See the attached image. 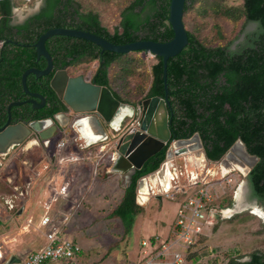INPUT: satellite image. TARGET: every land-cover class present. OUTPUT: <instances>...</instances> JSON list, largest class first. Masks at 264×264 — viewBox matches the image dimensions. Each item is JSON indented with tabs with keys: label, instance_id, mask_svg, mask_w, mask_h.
Returning <instances> with one entry per match:
<instances>
[{
	"label": "trees",
	"instance_id": "16d2710c",
	"mask_svg": "<svg viewBox=\"0 0 264 264\" xmlns=\"http://www.w3.org/2000/svg\"><path fill=\"white\" fill-rule=\"evenodd\" d=\"M18 1L0 0L2 123L8 119L9 104L21 100L20 96L25 93L23 73L32 67L46 68L47 59L44 56L41 59L38 57L35 44L49 29H82L115 44L139 40L166 42L174 37L169 20L171 0H100L107 2L105 5L115 2L121 9L119 16L115 15L117 23L114 30L109 27L110 21L105 20L104 14L98 10L96 3L99 0H43L38 12L28 16L23 22L15 23L14 8ZM198 1L200 0H186L184 18ZM214 6L215 8L211 9L214 15L223 16L234 23L243 19V23L252 21L257 24L252 31V62L233 57L230 60L232 63L228 62L226 48L231 39L225 49L220 46H208L209 43L205 41L225 37L220 24H216V32L213 31L212 36L203 38H200L202 34L187 29L189 43L168 61L167 83L170 107L173 108L172 138L188 137L199 132L207 159L211 162L220 161L235 141L242 139L248 152L259 157V161L247 176L251 196L264 201V0H243L241 7L220 9L218 4ZM211 10L204 5L198 8L201 15L210 13ZM198 30L199 28L196 29ZM46 47L52 56L54 69L46 76L29 74L27 85L31 91H39L48 98L51 104L49 114L61 110L60 99L50 87L51 78L58 69L69 65L79 69L86 68L83 70V73H86L91 64L97 61L93 82L108 87L123 103L137 105L146 98L164 97L166 94L162 56H155L157 62L151 65L146 77L150 79V84L146 89L143 88L144 92L137 100H133L131 95L122 97L119 90L120 80L136 75L138 66L134 55L148 54L145 50L117 53L103 50L92 41L65 35L51 36L46 41ZM227 70L228 83L220 85L218 75ZM194 86L195 91L192 90ZM199 89L205 90V93ZM56 102L59 106H52ZM27 107L28 104L12 107L13 123L21 120ZM166 151L167 147L152 156L142 169L136 171L125 189L122 201L111 211V217L122 218L127 227L134 224L135 217L143 208L137 199L138 182L161 168L166 160ZM152 239L155 240V236ZM196 251L194 249L190 256H198ZM239 258L241 257L236 258L231 254L227 264H264V254L261 251L253 252L248 261Z\"/></svg>",
	"mask_w": 264,
	"mask_h": 264
},
{
	"label": "rangeland",
	"instance_id": "374dc122",
	"mask_svg": "<svg viewBox=\"0 0 264 264\" xmlns=\"http://www.w3.org/2000/svg\"><path fill=\"white\" fill-rule=\"evenodd\" d=\"M40 1L19 0L16 7L20 16L33 14L32 10ZM214 1L216 3H213ZM215 4H218L220 9L233 6L241 7L243 0H220V2L218 0H200L189 9L184 18L186 28L189 31L202 34L200 38H203V36H212L213 31L216 32V24H220L228 34L226 37L234 38L243 19L234 23L223 16L214 15L211 9L215 8ZM203 5L211 10L210 13L202 15L199 13L198 8ZM116 23L117 20L109 22V27L114 30ZM256 27L252 23V31ZM197 28H199L198 31H196ZM134 57L137 60L138 71L132 78L120 80L119 90L123 98L131 95V99L137 100L143 94V88L146 89L150 84V79H146L147 73L151 70V65L157 62V59L149 53L135 54ZM95 64L97 61H94L91 66H95ZM71 131V133L59 131L54 138L46 140L44 144L40 145L37 140L32 139L25 144L16 146L6 157L0 155V264H5L6 259L12 254L25 261L29 253L45 247L47 234L54 227L63 229L67 239L80 242L83 246V250L75 257L72 264H147L148 262L152 264L157 262V259H153L152 256L143 260L142 241L151 240L154 236H159V240H163L174 235L173 225L179 202L195 192L194 187H191V185H195V181H199L196 187V189L199 188L198 190L208 186L216 205L223 199L222 206L225 207L224 213L227 215H230L229 210H234L237 205V193L243 185H247V176L244 177L238 171L222 178L219 166L221 160L210 161L207 165L205 164L206 159L200 165L190 162L188 166L181 163H175L174 166L173 163L179 174L180 170L183 172L173 182V188L177 189L168 193L160 191V195H154L148 204L143 203V205L138 202L143 208L135 217L134 224L127 227L122 218L102 217L103 210H98V213L94 208L95 205L89 204V195L102 189L109 194V197L103 198L105 210L109 212L119 205L125 195V178L119 177L120 173H113L107 179H104L100 173L104 169L103 167L106 164L110 165L112 161L115 139L106 141L105 148H102L101 144L86 148L85 142L77 135V130ZM110 134L112 133L110 132ZM91 152L98 159L96 165L93 166L87 159L91 156ZM41 154L45 159L36 165L39 170H46L51 161H53L51 166L56 168L61 164L64 165L65 171L78 168L80 171L82 170L76 176V183L72 184L67 195L61 197L59 194L58 201H55L56 197L54 201L44 202L43 206L38 203L42 193L37 190L32 194L30 204L24 200L25 187H28L29 184L23 181L21 176V173L23 175L25 171L21 168V164L25 161L30 163V157L35 158ZM62 156L70 158L64 159ZM55 157L57 158L55 159ZM79 158L82 160H77ZM62 159L64 160L62 161ZM13 161L19 165L21 176L19 183L16 184ZM53 167L49 168L54 169ZM88 167L99 168L100 175L99 173L96 175L94 170L84 171ZM44 182V177L41 176L37 181H34V186L42 187ZM81 183H84L82 185L85 189L84 195L78 203L71 204L72 210H70L71 207L64 203L65 199L63 198H72L78 192V185ZM157 188L158 186L154 187L156 192L159 190ZM245 192V199L256 204V199L251 196V189L246 188ZM221 194L223 195L218 200V196ZM256 205L264 210V203L259 202ZM227 206L230 209L226 210ZM253 211L252 208L238 213L232 212L234 215L231 219L218 220L216 224L205 226L203 233L200 234L201 238L198 237L199 244L197 243L193 247L197 250L198 256L187 257L184 246H173L172 252L177 250V252L183 253L182 264H227L231 254L236 258L243 259V254L246 255L248 252L264 251V219ZM47 217L50 218V221L45 223ZM219 218H221V212ZM14 238H17V242L11 243ZM168 259L170 260L171 257L169 256ZM53 264L63 263L55 262Z\"/></svg>",
	"mask_w": 264,
	"mask_h": 264
},
{
	"label": "water",
	"instance_id": "95a60500",
	"mask_svg": "<svg viewBox=\"0 0 264 264\" xmlns=\"http://www.w3.org/2000/svg\"><path fill=\"white\" fill-rule=\"evenodd\" d=\"M41 0L37 6L32 10L36 13L40 9ZM186 0H171L170 5V23L174 30V37L166 42L155 40H139L127 44H115L102 36L95 33L76 28L57 27L52 28L43 33L37 43L38 57L44 56L47 59V67L39 69L32 67L27 69L22 76L23 88L26 93L39 97L42 103L38 104L35 99H28L25 101H13L9 104V120L3 128L0 129V154L8 153L15 145L23 143L32 132H37L41 139L49 140L53 137L57 126L52 119L35 120L29 124L11 122V109L15 105L30 102L34 104V108L42 107L46 98L39 94L30 91L27 85L28 75L34 73L37 77L48 75L54 68V62L51 54L46 47V41L54 35H65L83 38L96 43L101 46L103 50H109L117 53H128L136 50H145L153 56H162L164 67V82L166 94L164 97L153 96L145 99L140 103L139 107L134 105L121 103L113 92L106 86H102L91 81L86 80L84 75L69 77L65 69L55 72L51 79V87L62 98L67 105L80 113H87L96 111L99 116L106 122L110 123L111 127L116 129V119H123L125 117L132 118L139 110V124L137 128L128 129L120 137H116L114 144V152L110 169L117 173H135L137 170L143 168L145 163L158 152H160L166 143L172 140V132L170 129V118L168 106L170 105L169 89L167 83L168 76V61L171 57L178 55L188 44V30L184 22V8ZM17 11V7L14 8ZM28 17V16H27ZM92 118L94 129L100 133L103 138L88 141V144H99L107 140L106 129L97 116H88ZM83 117L76 121L74 125L83 124ZM55 119L61 126L68 120L64 114H57ZM66 119V121H64ZM120 125V122H118ZM82 129V127H80ZM204 145L199 133H195L190 138L176 139L169 145L166 151V160L161 168L143 177L138 182V202L143 204L148 200L146 188L149 183H154L157 177L164 180V176L169 168V163L175 157L186 155L187 160L196 162L200 165L205 159L206 155L203 150ZM258 157L251 155L242 139H238L227 155L220 161V172L222 176L238 171L244 177L248 176L252 167L257 162ZM247 184V181H246ZM246 188L248 186L246 185ZM147 194V196H146ZM22 260L12 254L9 256L6 264H20Z\"/></svg>",
	"mask_w": 264,
	"mask_h": 264
},
{
	"label": "built area",
	"instance_id": "2783aa9c",
	"mask_svg": "<svg viewBox=\"0 0 264 264\" xmlns=\"http://www.w3.org/2000/svg\"><path fill=\"white\" fill-rule=\"evenodd\" d=\"M168 170H171L175 176V178H171L169 183L166 184H171L170 187L165 190V185L161 181L156 185L149 183L150 192L151 189L157 186L161 192L166 191V193L177 189L173 188V182L176 180V177L178 178L182 173L181 171L180 174L177 172V169L173 166V162L169 163ZM224 177L225 176H222V178ZM194 184L195 185H191V187H194L195 192L189 194V197L187 196L186 199L179 202L176 220L173 225L174 235H172V237L174 238L171 239L172 237H167L163 240H159L160 237L155 236V240L152 238L151 240H143V260L152 256L153 259H157V262L152 264H182L183 253L177 252V250L172 252L173 246H184V252L187 256L191 253L190 249L197 245L198 237L203 233L204 227L213 225V223L216 224L220 212L221 218H223L222 216L225 211V207L222 206L223 199L216 205L214 203L213 194L210 192L208 186L198 190L199 188L196 189V187L199 181H195ZM67 190L68 186H62L60 189V191L64 193ZM222 195L223 194L218 196V200ZM228 209H230V207L226 210ZM49 219V217L45 218V223L49 222ZM81 251L82 246L77 241L67 239L64 236L63 229L54 227L53 230L47 234V244L45 247L29 253L25 261L21 259V264H53L55 262L72 264L75 257L80 254ZM169 256L171 257L170 260L168 259ZM147 264H150V262Z\"/></svg>",
	"mask_w": 264,
	"mask_h": 264
},
{
	"label": "flooded vegetation",
	"instance_id": "af4514ba",
	"mask_svg": "<svg viewBox=\"0 0 264 264\" xmlns=\"http://www.w3.org/2000/svg\"><path fill=\"white\" fill-rule=\"evenodd\" d=\"M32 15V14H31ZM30 16V15H29ZM27 18V17H26ZM252 21L251 22H248V23H242V25L239 27L240 29H239V31H238V33L235 35V37L233 38V37H226V36H228V34L227 33H225V31H224V28H222V32H223V34L225 35V37L224 38H219V39H217V40H208V41H205V42H207V43H209L208 44V46L209 45H212V46H220L222 49H225V46H226V44L228 43V41L231 39V43L229 44V46L226 48V56H228V59H229V61L228 62H230V63H232L230 60H232V57H233V59H243L244 60V62H252ZM253 24H255L256 26H257V24L256 23H253ZM223 27V26H222ZM189 43V42H188ZM43 57V56H42ZM41 57V58H42ZM40 58V59H41ZM45 58V57H44ZM46 59V58H45ZM97 65H98V62H97V64H95V66L93 65V66H91V67H89L88 68V70H87V72L86 73H83V70H84V68H81V69H79V67H77V66H74V65H69L68 67H66V68H61V69H65L67 72H68V75H69V77H75V76H78V75H84L85 77H86V80H88V81H91L92 83H94L93 82V76H94V74H95V72H96V68H97ZM47 67V66H46ZM76 68V69H75ZM54 69V68H53ZM61 69H58V70H61ZM78 69V70H77ZM57 70V71H58ZM53 71V70H52ZM228 70L227 71H223L222 73H220L219 75H218V80H219V82H220V85H226L227 83H228V80H229V77H228ZM88 73H90V76H88ZM55 74V73H54ZM49 75V74H48ZM44 76H46V75H44ZM52 79V78H51ZM50 87H51V82H50ZM42 90H44L43 89V87H40ZM52 88V87H51ZM53 89V88H52ZM206 89L207 90H209L207 87H206ZM23 90H24V88H23ZM54 90V89H53ZM192 90H194L195 91V86L193 87V89ZM199 90H201L202 91V93H205V90H203V89H199ZM31 91V90H30ZM24 92H25V90H24ZM31 92H33V91H31ZM33 93H39V94H41V95H43L45 98H46V102H45V104L42 106V107H39V108H34V104L33 103H30V102H26V103H24V104H28V107L23 111L24 112V114L21 116V120L19 121V122H17V123H25V124H29L31 121H35V120H44V119H52L53 121H54V124H56V126H57V129H56V131H55V133H54V135H53V137L52 138H54V136H56L58 133H59V131L60 132H66V133H71L72 131L71 130H74V129H76L77 130V127H76V125H74V123L76 122V121H78V120H80V119H82L83 117H88V116H97V117H100L99 116V114L96 112V111H91V112H87V113H80V112H77V111H75L74 109H72L69 105H67L66 104V102L62 99V98H60L59 97V95H58V97H59V99H60V106H61V110H59V111H57L56 113H54V114H49V112H48V110L50 109V107H51V104L49 103V101H48V98L44 95V94H42L41 92H33ZM21 100H17V101H25V100H28V99H35V100H37V102H38V104H41L42 103V99L41 98H39V97H34L33 95H30V94H28V93H24V94H22L21 96ZM147 99V98H146ZM119 100V99H118ZM145 100V99H144ZM143 100V101H144ZM121 103H123L122 101H121ZM140 103H142V102H139L137 105H134L135 107H139L141 104ZM171 103V102H170ZM52 106H59V103H54ZM227 107H229V105H227ZM33 110V111H32ZM172 111H173V108H171L170 107V105L168 106V112H169V118H170V129H171V132H172V128H171V125H172ZM64 114V116L68 119L67 121H66V119H64V121H66V123L65 124H63V125H65V126H61L60 125V123L55 119V117H56V115L57 114ZM137 113H139V110L137 109V112H136V114L134 115V117H132V118H129V117H125V118H123V119H119V118H117L116 120L117 121H115V127H116V129H114V128H112L111 127V125H110V123H108V122H106V121H104L101 117H100V120L102 121V123H103V125H104V127H105V129H106V132H107V140H105L103 143H99V144H101L100 146L102 147V146H104V144H105V142L106 141H109V140H113V139H116V137H120L121 135H123V133H125L128 129H133V128H137L138 127V124H139V116H140V114H138L137 115ZM20 117V116H19ZM13 115H12V117H11V122H10V124H17V123H13ZM8 120H9V116H8V119L6 120V122H4V123H2V121H1V119H0V129L1 128H3L4 126H6V124H7V122H8ZM118 122H120V125H119V123ZM126 125V126H125ZM125 126V127H124ZM74 127V128H73ZM71 131V132H70ZM110 132L112 133V134H110ZM195 133H199V132H195ZM194 133V134H195ZM194 134H192V135H194ZM200 134V133H199ZM77 135L79 136V138L81 139V140H83L84 142H85V147L86 148H91V147H93V146H96L97 144H91V146L88 144V140H85V139H83L82 138V134H81V132H78L77 131ZM191 135V136H192ZM171 136L173 137V134H171ZM191 136H188V137H182V138H172V140L171 141H169V143H166V145L164 146V148L165 147H167V149H168V147H169V145H171V143L174 141V140H176V139H183V138H190ZM201 137V136H200ZM51 138V139H52ZM202 138V137H201ZM32 139H35V140H37V143H38V145H40L41 143H43L44 144V142L46 141V140H43V139H41V137L39 136V134L37 133V132H32V134L29 136V137H27L26 138V140L23 142V143H21L20 145H22V144H25V142H28V141H30V140H32ZM50 140V139H49ZM48 141V140H47ZM87 141V142H86ZM237 141V140H236ZM235 141V142H236ZM202 142H203V140H202ZM203 145H204V142H203ZM16 146H18V145H15L12 149H14ZM47 146H48V144H47ZM233 146V145H232ZM231 146V147H232ZM231 147H230V149H231ZM163 148V149H164ZM11 149V150H12ZM40 149V148H39ZM162 149V150H163ZM230 149L227 151V153L230 151ZM10 150V151H11ZM161 150V151H162ZM203 150H204V152H205V155H206V151H205V145H204V148H203ZM10 151L8 152V153H6V154H0L1 156H4V157H6L9 153H10ZM159 153V152H158ZM157 153V154H158ZM227 153L223 156V158L227 155ZM252 155V154H251ZM255 156H257V155H255ZM258 157V156H257ZM43 158H44V156H42V154H41V156H39V157H35V158H31L30 157V163H27L26 161L25 162H23L22 164H21V168H23V170L24 169H28V168H33V169H37L36 168V165H38V164H40L41 163V161L43 160ZM222 158V159H223ZM221 159V160H222ZM206 162H205V164L207 165V163H209L210 161H208V159H207V156H206ZM259 161V157H258V160H257V162ZM172 162L174 163V166H175V163H181V164H186L187 166H188V164L190 163V161H188L187 160V156L186 155H182V156H178V157H175L173 160H172ZM257 162L255 163V165L257 164ZM12 164H13V166H14V168L13 169H15V179H14V182H15V184L16 183H19V180H20V177L22 176V180L23 181H26V182H29L30 181V178L29 177H26L25 175H24V173H23V175H22V173H21V176H20V170H19V165L16 163V161H13L12 162ZM146 164V163H145ZM254 165V166H255ZM253 166V167H254ZM26 167V168H25ZM252 167V168H253ZM181 171V170H180ZM25 172V171H24ZM136 173V172H135ZM135 173H128L129 174V176H130V181H131V178H132V176L135 174ZM181 173L183 174V172L181 171ZM181 174V175H182ZM35 181H37L38 179L36 178V179H34ZM247 181V186H248V188H249V190L251 189L250 188V184H249V181H248V179L246 180ZM254 199H256V202L257 203H259V202H262V203H264V201H261L259 198H257V197H253ZM256 203V204H257ZM8 260V258L6 259V261ZM6 261H5V263H6ZM21 264V263H20Z\"/></svg>",
	"mask_w": 264,
	"mask_h": 264
},
{
	"label": "crops",
	"instance_id": "0c3cea01",
	"mask_svg": "<svg viewBox=\"0 0 264 264\" xmlns=\"http://www.w3.org/2000/svg\"><path fill=\"white\" fill-rule=\"evenodd\" d=\"M106 3L107 2L99 0V1H97L96 6H97L98 10H100L101 13L104 14V19L107 20V21L112 22V21L116 20L115 15L119 16V13H120L121 9L119 8L118 4L115 3V2L114 3H111V2L109 3L108 2V4L105 5ZM17 10H18V8H17ZM14 13H15V15H14V22L15 23L23 22L26 19V17L28 16V15L25 16V14L20 16L19 10L18 11H14ZM102 148H105V147L102 146ZM90 155L92 157L89 156L87 158V159L90 160L88 162H90L91 163L90 165H92V166L96 165L95 163L97 162L98 159H96L95 155H92V152H91ZM37 157H39V156H37ZM57 157H55V159ZM62 158L66 159V158H70V157L62 156ZM44 159H45V157L43 158V160ZM64 159H62V161ZM43 160L41 162H43ZM77 160L81 161L82 159L79 158ZM83 161H85V160H83ZM52 164H53V161H51L49 163V166H48V168H46V170L45 169L39 170V169H33V168L25 169L24 175L26 177L30 178V181H29L30 183L28 182V184H29L28 187H25L26 196H25V199H24V200H26V202H28V204H30L31 196H32V194L34 193L35 190H37L38 192L42 193V197L38 201V203H40V205H42V206H43L44 202L54 201V198H56V197H57V200H55V201H58L59 200L58 199V195L60 194L61 197L67 195L69 193V190H70L69 188L72 186L73 183H76V176L79 175L81 173V171H82V170L80 171L79 168L75 169V170H72V171H70V170L65 171L64 165L61 164L60 167L58 166V168H56V167L51 166ZM63 164H64V162H63ZM49 167H53L54 169H50ZM103 168L104 169L102 170V172H100V170L98 171L99 168H90V167L86 168V170L84 169V171L88 172V170H94V173L96 175H98V173L100 172L101 176H103L104 179L110 178L111 174H113V173H117V172H113V171L110 170V168H111L110 165L106 164V166H104ZM100 173H99V175H100ZM41 176L44 177L45 182H44L42 187L37 188V186H34L35 185V183H34L35 180L34 179L41 178ZM118 176L125 178L126 185H125L124 189H126L127 186L130 184V176H129V174L128 173H125V174L120 173ZM54 182H55V184H54ZM82 185H84V183H81V185H78L79 186L78 187V192L76 194H74L72 196V198H67V199H66V197L63 198V199H65L64 203L67 206L69 205V207H71V204H75V203L79 202L80 198L84 195V192H85V189L82 187ZM62 186H68V190L65 193L60 191V188ZM157 191L158 192H156L154 189H152L151 194H153V195H151V194L148 195V200L145 201V204H148L150 202L151 198L154 197V195L155 196H157V195L159 196L160 195L159 194L160 190H157ZM104 197H109V194L105 193L104 190L100 189L97 192L92 193V194L89 195V199H90V203L89 204L95 205L94 208L96 209L97 212H98V210H103L102 217L114 218V217L110 216V213H111L112 209L109 212H106V210H105V202L103 200ZM84 198H85V196H84ZM70 210H72V207H71ZM78 213H79V215L81 214L80 210L78 211ZM105 214H106V216H105ZM230 215H227V214L223 213V216H222L223 218H219L218 220L231 219L234 214L231 213ZM27 229H28V226H27L26 230ZM200 238H201V235H200ZM13 242H17V238H14L11 243H13ZM78 243L82 246V244L80 242H78ZM197 243L199 244V242H197ZM82 250H83V246H82ZM193 250H194V248L192 247L190 249L191 253L188 254L187 257H189L193 253L192 252ZM256 251H261V250H256ZM253 252H255V251H253ZM253 252H248V253H246V255L243 254L244 257L241 260L242 261L250 260L251 259V254ZM261 252H263V254H264V251H261Z\"/></svg>",
	"mask_w": 264,
	"mask_h": 264
},
{
	"label": "bare ground",
	"instance_id": "6f19581e",
	"mask_svg": "<svg viewBox=\"0 0 264 264\" xmlns=\"http://www.w3.org/2000/svg\"><path fill=\"white\" fill-rule=\"evenodd\" d=\"M93 122H92V118L91 117H88V118H85L83 119V124L80 123V124H76V127H77V131L78 132H81L82 134V138L85 139V140H88V141H92L94 139H99V138H103V136H100V133L94 129V126H93ZM80 127H82V129H80ZM87 142V141H86ZM91 146V145H90ZM215 175V174H214ZM171 178H175L174 176V173L170 170L167 169V173L166 175L164 176V180L160 179V178H156L154 179V183L153 184H157L159 183L160 181L165 185V190H167L170 185H166L167 183H169V180ZM242 189L239 190V192L237 193V205L235 206V209L234 210H229L228 213H232V212H241L245 209H252L253 208V213H258L260 214L261 217H263L264 219V210L260 209L258 207V205L256 204H253V203H250L248 202L246 199H245V191H246V186L243 185L241 187ZM152 191V189H151ZM146 192L147 194H150V186L148 184L147 188H146ZM146 194V196H147ZM153 195V194H151ZM1 254V253H0Z\"/></svg>",
	"mask_w": 264,
	"mask_h": 264
}]
</instances>
